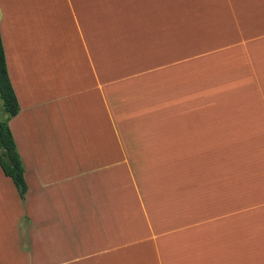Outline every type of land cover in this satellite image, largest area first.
<instances>
[{"label": "crops", "instance_id": "obj_1", "mask_svg": "<svg viewBox=\"0 0 264 264\" xmlns=\"http://www.w3.org/2000/svg\"><path fill=\"white\" fill-rule=\"evenodd\" d=\"M233 19L257 35L193 36ZM263 20L264 0H0L28 187L0 166V264H264Z\"/></svg>", "mask_w": 264, "mask_h": 264}, {"label": "trees", "instance_id": "obj_2", "mask_svg": "<svg viewBox=\"0 0 264 264\" xmlns=\"http://www.w3.org/2000/svg\"><path fill=\"white\" fill-rule=\"evenodd\" d=\"M0 166L9 176L23 201L28 190L24 177V166L12 135L9 121L20 107L9 78L4 47L0 34Z\"/></svg>", "mask_w": 264, "mask_h": 264}, {"label": "rangeland", "instance_id": "obj_3", "mask_svg": "<svg viewBox=\"0 0 264 264\" xmlns=\"http://www.w3.org/2000/svg\"><path fill=\"white\" fill-rule=\"evenodd\" d=\"M204 23L205 22L202 18L201 19H193V21L190 23V26L204 25ZM232 23L233 24H227V25H224L221 27H215L214 33H210V31L212 30L211 28H206L205 30H201L200 32H196V34H194L193 36H195V38H197V39H204L205 41L217 38V39L221 40L220 42H217V43H221L220 45L223 46V45H226L230 42H235L238 40H242L244 38H250L252 36L257 35L256 33L245 34L243 28H240L237 24H235V19H233ZM263 24H264V20H263ZM235 25L237 26V29H236ZM228 31L229 32L231 31V34H228ZM211 44L212 43H210V45ZM210 47L211 46H207V47H204L200 50L189 51V54H188L189 56L183 55L184 52H182V51L174 52V54H173L174 60L173 61L176 62V63H174V65H177V67L180 66L181 62L180 61L177 62V60H179L180 58H183V57H188L189 58L188 61H190V62L192 61L195 63L196 56L198 54H200L199 55L200 57H203V56L209 57L210 55L219 52V49L210 48ZM239 100H241V103H238V101H234L233 99H232V102L234 105H244L245 101H249L254 105H259V99H257L255 96H251L248 98L241 97V99H239ZM1 107H2V105H1V100H0V109H1ZM253 128H254V126H253ZM222 148H226V147H222Z\"/></svg>", "mask_w": 264, "mask_h": 264}]
</instances>
